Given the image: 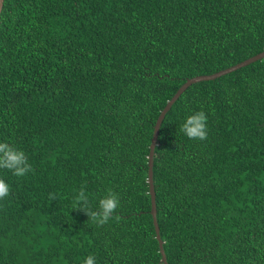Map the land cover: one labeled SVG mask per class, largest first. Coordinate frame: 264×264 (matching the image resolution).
Here are the masks:
<instances>
[{
	"label": "trees",
	"instance_id": "16d2710c",
	"mask_svg": "<svg viewBox=\"0 0 264 264\" xmlns=\"http://www.w3.org/2000/svg\"><path fill=\"white\" fill-rule=\"evenodd\" d=\"M262 51L264 0H5L0 142L34 171L0 170V264H163L148 181L156 122L188 79ZM197 111L203 141L180 131ZM153 170L169 264H264V59L190 86ZM82 185L94 208L118 194L106 225L72 208Z\"/></svg>",
	"mask_w": 264,
	"mask_h": 264
},
{
	"label": "clouds",
	"instance_id": "9594fccd",
	"mask_svg": "<svg viewBox=\"0 0 264 264\" xmlns=\"http://www.w3.org/2000/svg\"><path fill=\"white\" fill-rule=\"evenodd\" d=\"M207 120L205 112L197 111L189 115L180 126V131L191 140L207 139ZM0 170H7L15 177L22 178L29 172H33L32 165L24 151L11 146L7 142H0ZM10 186L5 179L0 178V201L9 196ZM56 193H49L50 200L57 199ZM72 208L84 212L89 220L98 227L106 225L113 217L120 206V199L117 193L109 189L106 195L99 199L98 205L94 208L90 203L89 194L85 186H81L72 198ZM116 219H119L117 216ZM83 264H96V257L88 255L83 259Z\"/></svg>",
	"mask_w": 264,
	"mask_h": 264
},
{
	"label": "water",
	"instance_id": "95a60500",
	"mask_svg": "<svg viewBox=\"0 0 264 264\" xmlns=\"http://www.w3.org/2000/svg\"><path fill=\"white\" fill-rule=\"evenodd\" d=\"M5 4V0H0V18L1 13L3 11V7ZM264 59V51L261 53L241 62L238 63L232 67H229L227 69L221 70L217 73L211 74V75H201L196 76L194 78L188 79L177 91V93L173 96V98L168 102L166 107L161 112L156 125L154 127V133L150 144V153H149V170H148V181H149V189H150V196H151V214L153 216V223L156 231V238L159 243V249L162 256V263L163 264H169L167 255L164 249V241L160 234V226L158 223V216H157V203H156V192H155V185H154V159H155V150L158 145V139H159V133L162 126V123L167 115V113L170 111L172 106L176 103V101L184 94V92L193 84L203 82V81H213L218 78H221L222 76L228 75L230 73H233L239 69H242L244 67H247L257 61H260Z\"/></svg>",
	"mask_w": 264,
	"mask_h": 264
}]
</instances>
